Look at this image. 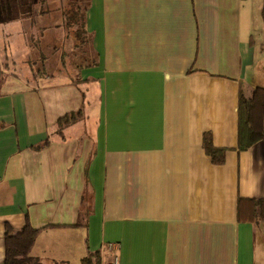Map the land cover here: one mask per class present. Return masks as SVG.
Segmentation results:
<instances>
[{"label": "crops", "instance_id": "obj_1", "mask_svg": "<svg viewBox=\"0 0 264 264\" xmlns=\"http://www.w3.org/2000/svg\"><path fill=\"white\" fill-rule=\"evenodd\" d=\"M50 2L0 0V264L26 222L42 264H264V220L238 216L264 200V146L237 149L239 93L264 88L263 0H90L95 64L45 51L31 79L26 13ZM35 21L60 47L59 12Z\"/></svg>", "mask_w": 264, "mask_h": 264}, {"label": "trees", "instance_id": "obj_2", "mask_svg": "<svg viewBox=\"0 0 264 264\" xmlns=\"http://www.w3.org/2000/svg\"><path fill=\"white\" fill-rule=\"evenodd\" d=\"M47 0H40V4H46ZM59 6L54 11L60 14V26L64 32L63 42L59 46L45 45L48 50L54 53L61 50V64L64 70L72 74L83 67H91L95 64L93 58L92 38L86 29V12L90 0H58ZM51 9L41 7L35 12L30 6L26 16L28 18V29L24 31L28 46L32 50L39 52V56L33 62L40 66L35 72L31 68L32 77L47 78L44 70V61L49 57L42 51L43 32L48 30L49 26L38 28V34H34L32 29L36 26L35 18L54 12ZM262 17L264 22V0L262 6ZM48 25V24H47ZM59 47V48H58ZM35 48V49H34ZM52 55V54H50ZM81 113H71L58 119L59 129L75 122ZM261 142L264 146V88H255L249 95L240 91L238 102V151L250 149L256 143ZM206 154L211 158L214 164L224 162L225 150L218 149L210 145L204 147ZM248 204V206L245 204ZM247 206L249 213L243 215V206ZM238 216L240 220L254 222L258 219L264 220V200H239ZM41 229L33 228L28 222L18 231H14L9 226L5 229V257L4 264H42L38 259L30 256V251ZM81 264H100L99 253H90L81 260Z\"/></svg>", "mask_w": 264, "mask_h": 264}, {"label": "rangeland", "instance_id": "obj_3", "mask_svg": "<svg viewBox=\"0 0 264 264\" xmlns=\"http://www.w3.org/2000/svg\"><path fill=\"white\" fill-rule=\"evenodd\" d=\"M255 1H257V2H259V3L261 2V0H255ZM53 3H59V1H58V0H51L50 4L52 5ZM26 28H27V27H26V25H25V26H24L25 31H26ZM60 38H61V32H60V34H59L55 39L60 40ZM51 40H52V39H51ZM43 42H44V40H43ZM48 43H49V41H48V39H46V41H45V43H44V46H45V45H48ZM258 43H259V45H261V43L264 45V32H263V36H261V37L259 38ZM21 48L25 49L26 46L24 47L23 45H21ZM27 49H28V51L32 50L29 46L27 47ZM34 49H35V48H34ZM16 50H17V48H16ZM19 50H21V49H19ZM48 50L51 51V48H49ZM48 50H47L45 47L42 48L43 53H45V51L47 52ZM7 52H8V55L10 56V54H11V50H8ZM33 54H34V53H33ZM38 54H39V52L37 51V54H35L36 57H37ZM6 58H7L9 61H10V59H11L10 57H6ZM37 64H39V63H37ZM39 66H40V65L36 66V64H35V71L37 70V68H38ZM25 69H26L27 71H29V65L26 66ZM18 74L21 75L20 72H18ZM31 79H33L32 76H31ZM37 81H39V80H37Z\"/></svg>", "mask_w": 264, "mask_h": 264}, {"label": "flooded vegetation", "instance_id": "obj_4", "mask_svg": "<svg viewBox=\"0 0 264 264\" xmlns=\"http://www.w3.org/2000/svg\"><path fill=\"white\" fill-rule=\"evenodd\" d=\"M6 9H7L8 12L10 13V11L16 9V8H15V4H14V3H6Z\"/></svg>", "mask_w": 264, "mask_h": 264}, {"label": "built area", "instance_id": "obj_5", "mask_svg": "<svg viewBox=\"0 0 264 264\" xmlns=\"http://www.w3.org/2000/svg\"><path fill=\"white\" fill-rule=\"evenodd\" d=\"M111 264H118V259L116 257H114L113 261L111 262Z\"/></svg>", "mask_w": 264, "mask_h": 264}]
</instances>
